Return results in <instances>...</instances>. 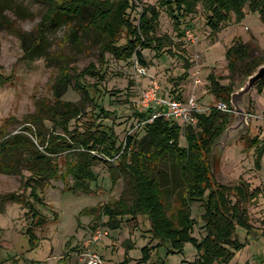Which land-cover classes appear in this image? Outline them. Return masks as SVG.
Masks as SVG:
<instances>
[{"label": "rangeland", "instance_id": "374dc122", "mask_svg": "<svg viewBox=\"0 0 264 264\" xmlns=\"http://www.w3.org/2000/svg\"><path fill=\"white\" fill-rule=\"evenodd\" d=\"M6 1L0 0V4L5 6ZM132 1L138 6L130 13L136 24L147 6H154L160 13L155 38L162 39L165 45L161 53L154 49L143 51L148 65L138 64L146 69V75L138 71L136 58L122 61L110 52L103 58L101 47L105 39L87 24L78 28L76 35L72 27L65 26L45 31L44 56L27 55L21 37L0 28V136L10 137L30 127L31 133L41 132L48 137L54 131L50 108L56 105V87L66 75L70 76L71 85L63 100L79 105L82 111L76 119L68 121L70 131L84 132L93 123H102L113 128L118 144L124 145L128 136L137 141L143 136L140 127L143 125H139L136 111H139L141 91L152 81L159 82L165 94L181 99L195 96L203 108H208L222 101L213 92L211 78L220 86L233 85L232 95L244 90L250 79L240 68L233 71L229 67L226 54L235 40L250 48L246 62L264 61V20L249 5L243 21L232 14L219 32H213L208 24L209 14L200 0L195 13L182 21V32L191 30L197 38L196 43H191L185 35H180L175 21L159 0ZM16 2L26 13L13 3L5 12L6 20L35 39L46 5L35 0ZM124 43L123 40L121 44ZM91 65L103 77L99 80L90 74L83 75L82 85L89 92L84 95L75 90V83L77 76ZM94 84L96 88L89 87ZM232 95L230 104L234 113H227L229 123L212 146L211 170L214 182L228 187L233 203L240 206L251 228L236 226V237L243 248L236 252L230 264H264V157L257 160L251 146L255 139H264V91L259 92L255 86L250 93L238 97L235 101L243 109L241 114H237L232 104ZM96 102L103 104L110 116L96 109ZM177 123L182 128L181 146L187 147V128ZM58 133L63 135L62 130ZM102 158L93 169L95 181L89 182V192H74L70 190L74 180L67 168L71 154H60L57 157L60 176L45 186V192L39 193L41 200L32 205L39 218H33L23 203L6 206L0 213V264H85L92 254L100 256L103 264H122L126 258L131 261L129 264H193L198 259L197 248L192 243H186L179 253L169 254L171 246H163L153 238L147 215L126 213L123 205L131 204L132 200L118 206L128 194L130 177L120 175V160L107 162ZM164 170L169 216L177 218L183 195L179 167L169 163ZM20 172L19 175L0 173V194L25 192L32 202L31 191L24 186L30 174L23 168ZM105 206L116 208L118 218L113 223L119 228L106 225L109 216L103 215ZM192 212L196 221L193 236L202 240L207 235L205 206L193 204ZM40 220L42 223L37 225ZM32 227L37 235L34 243L28 234ZM144 248L150 250L148 263L142 260Z\"/></svg>", "mask_w": 264, "mask_h": 264}, {"label": "trees", "instance_id": "16d2710c", "mask_svg": "<svg viewBox=\"0 0 264 264\" xmlns=\"http://www.w3.org/2000/svg\"><path fill=\"white\" fill-rule=\"evenodd\" d=\"M35 1L45 4L47 8L40 24V31L38 30L39 36L35 39L29 38V34L21 33L6 20L5 12L13 3L18 8L21 4L16 0H7L5 6L0 4V28L19 35L27 47V55L46 54L45 31L65 26L72 27L73 35H76L78 28L86 24L95 28L104 37L105 41L101 47L103 58L105 53L110 52L119 60L129 61L136 58L137 62L147 66L143 51L154 49L161 53L165 45L162 39L155 38L160 13L154 6L144 8L136 24L130 13L136 11L138 6L132 0ZM199 2L200 0H159L161 7L167 9L175 21L176 29L182 36L185 35L181 30L182 21L195 13ZM202 2L209 14L208 24L213 32H219L222 25L230 21L232 14H235L239 21H243L247 5L252 12H260L264 20V0H202ZM22 12L26 13L25 8ZM123 40L125 43L121 44ZM226 57L231 70L240 68L243 74L249 77L264 65V61L258 59L246 62L250 57V48L240 40H235ZM88 74L99 80L103 77L94 65L77 76L75 90L85 93L84 95H88L89 92L88 88L82 85V77ZM69 77L65 75L56 87V105L50 108L54 131L48 137L41 132L31 133L30 127L10 137L0 136V173L19 175L21 168L25 169L30 176L24 186L30 189V197L33 199L30 202L25 192L0 194V213L5 211L9 203H23L30 209L33 218H39L40 214L34 203L41 200L39 193L45 192V186L60 176L57 157L65 152L72 157L71 161H67L68 174L74 180L70 190L89 192V182L95 181L93 169L103 160V156L107 162L111 159L120 160L122 165L119 169L120 175L130 177L128 194L125 199L122 198L123 201L122 199L119 201L118 206L126 204L125 200H132L131 204L123 205L127 208L126 213L133 216L140 213L147 215L152 223L153 238L161 241L163 246H171L172 252L169 254L179 253L183 251L186 243H192L199 254L193 264H230L236 252L243 248L236 237V226L247 230L251 228L241 213L240 206L233 203L228 187L214 182L211 170L212 146L225 131L229 123V114L215 109L201 114L198 125L186 129L187 147L181 146V125L162 118L140 126L144 131L140 140L128 136L124 145H119L114 129L102 123H93L84 132L78 129L70 131L69 123L82 111L79 105L63 100L71 85ZM211 80L216 97L231 103L233 85L224 87L216 80L212 78ZM89 87L94 89L97 86L94 84ZM257 89L263 93L264 79L257 85ZM96 109L105 116H110L103 104L96 102ZM136 115L139 118V125L150 117L149 114L139 111H136ZM58 130H62L63 135L59 134ZM251 146L255 149L257 160L262 159L264 139H255ZM169 163L179 167L183 189L182 207L177 218L169 216L168 194L164 186L166 178L164 168ZM245 195L247 196L246 193ZM196 203L205 206L206 209L204 218L207 235L202 240L193 236L196 221L193 218L192 205ZM102 211L103 215L109 216L106 225L113 229L119 228L113 223V220L118 218L116 208L105 206ZM42 221L40 220L37 225ZM34 230L32 227L28 232L33 243L37 237ZM143 253L142 260L148 263L151 259L150 250L144 248ZM130 262V259L126 258L122 264Z\"/></svg>", "mask_w": 264, "mask_h": 264}, {"label": "built area", "instance_id": "2783aa9c", "mask_svg": "<svg viewBox=\"0 0 264 264\" xmlns=\"http://www.w3.org/2000/svg\"><path fill=\"white\" fill-rule=\"evenodd\" d=\"M185 38L187 42H197V38L191 30L186 31ZM136 64L139 67L138 62ZM138 71L141 75H146V69L139 67ZM197 83H200V80H197ZM212 109L222 113H234L231 104L224 101L215 104L213 107L203 108L195 96L181 99L168 93L165 94L157 81H152L147 88H144L139 98V112L150 115L146 121L142 122V125L153 123L156 119L162 118L165 121H179L186 128H195L199 123V116L210 112ZM85 264H103V261L100 256L92 254L89 255Z\"/></svg>", "mask_w": 264, "mask_h": 264}, {"label": "water", "instance_id": "95a60500", "mask_svg": "<svg viewBox=\"0 0 264 264\" xmlns=\"http://www.w3.org/2000/svg\"><path fill=\"white\" fill-rule=\"evenodd\" d=\"M263 79H264V65H262L261 67H259L257 69V71L252 76H250V79H249L247 85L245 86V89L244 90H242L238 94L235 93V94L232 95V97H233L232 104H233V106H235V110L237 111V114H241V112L243 111V109L237 106L235 100L238 97H240V96L243 97L246 94L250 93L251 90L255 86H257Z\"/></svg>", "mask_w": 264, "mask_h": 264}]
</instances>
